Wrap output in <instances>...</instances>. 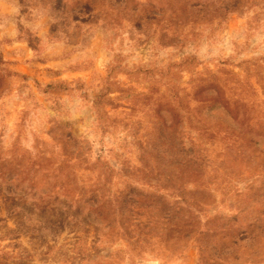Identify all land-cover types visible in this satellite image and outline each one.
Instances as JSON below:
<instances>
[{
    "label": "rangeland",
    "instance_id": "1",
    "mask_svg": "<svg viewBox=\"0 0 264 264\" xmlns=\"http://www.w3.org/2000/svg\"><path fill=\"white\" fill-rule=\"evenodd\" d=\"M0 264H264V0H0Z\"/></svg>",
    "mask_w": 264,
    "mask_h": 264
}]
</instances>
